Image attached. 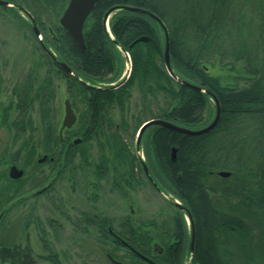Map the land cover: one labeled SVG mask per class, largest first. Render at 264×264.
I'll use <instances>...</instances> for the list:
<instances>
[{"label": "trees", "instance_id": "obj_1", "mask_svg": "<svg viewBox=\"0 0 264 264\" xmlns=\"http://www.w3.org/2000/svg\"><path fill=\"white\" fill-rule=\"evenodd\" d=\"M3 1H8L14 6L0 3L1 9L13 12L19 21L31 26L17 12L15 5L21 6L18 0ZM163 1L100 0L86 21L85 50L78 47L60 23L55 27V35L49 37L40 13L35 12L32 16L43 28V43L46 46H53L61 59L73 62L76 66V74L83 79L81 81L68 72L62 73L67 87H74L76 95L87 104V108L81 110L79 114L77 131L83 139L76 146V150L84 154L89 140L99 141L101 150L115 155L114 168L117 173H121V182L117 179L121 189L125 187L123 172H127L129 168L133 170L137 158L123 140L118 129L120 126L116 125L110 116V109L117 108L123 119L132 99L133 87L139 89L141 106L145 114L146 111L151 110L148 106L152 100L162 99L158 113H153L149 119H166L180 126L196 129L207 124L212 118L213 110L216 111L211 95L186 83L183 84L169 75L163 54L165 36L162 37L159 24L150 16L117 9L109 19L114 39L104 25V18L109 9L127 5L139 6L161 18L170 33L173 70L187 82L188 76L201 77L204 81L203 88L213 92L219 99L221 118L215 129L196 136L165 126L153 125L146 143L153 147L155 157L153 156L151 160L153 163L158 161L159 166L167 167L172 188L190 207L198 223L196 252L199 264H220V259L215 253L218 245L216 235L220 238V234L223 233L226 243L227 239L233 238L237 231L241 233L239 243L243 264H251L252 258L247 251L249 239L246 238L251 233L247 232L245 222L237 220L234 216L235 211L241 212L246 208L252 211L249 213L255 217L257 226L264 224V212H262L264 210V0H257L258 10L249 18L250 46H245L237 37L234 39L232 31L220 29L217 24L218 16L213 14L201 18L195 13H189L183 18L177 10H174L172 16L167 17L161 6ZM38 2H40L37 3L40 6L38 11L42 10L41 8L52 9L55 17L58 18L69 0ZM142 36H147L150 40L140 41L131 47V44ZM35 39L39 47L44 50L43 43L36 36ZM120 48L130 53L132 57L130 78L119 88L109 86L108 92L96 90L97 83L106 82L109 85L118 80L117 77L121 72ZM43 55L52 62L45 51ZM218 55L235 61L246 60L247 72L255 75L252 84L248 88L237 90L223 87L219 80L208 74L203 67L204 62ZM51 72L49 69L45 78L40 80H36L30 74L13 88L16 101L6 109L5 115L8 116L9 110L12 109L17 114L10 123L9 129L13 132L14 142L24 139L18 152L25 151L27 155H36L41 148L44 153H55L61 148L60 146L65 147L68 142L66 138L64 144L60 143L54 107L56 94ZM90 89L96 92H89ZM212 101L215 105L214 109L211 106ZM36 108L40 116L42 136L39 141L32 142L34 132L37 130L32 117ZM104 121L107 125L103 124ZM121 124V128L125 127L126 120L123 119ZM27 134L29 137L25 138ZM173 147L177 149L175 161L171 158ZM223 170L231 172V175L228 178H221L222 185L217 189L209 178ZM9 188L10 186L0 188V213L3 210L1 205L8 200L6 194L11 191ZM214 194L216 198L213 197ZM16 199L17 196L9 202ZM223 202L230 203L228 205H231V208L225 209L221 204ZM10 210L11 208L7 209L3 214L0 235L3 222ZM245 214L247 213H242ZM86 216L84 215L82 221L76 224L77 231L91 236L88 227H91L95 220L99 226L103 228L106 226L107 238L96 239L106 245L107 253L112 258L118 260L116 252L121 249V243L110 233V230L114 232L116 230L114 221L106 216L85 221ZM126 225L129 229L128 233L135 236L136 229L132 220L126 219ZM44 258L51 264H61L55 252L50 251ZM0 261L7 264H37L32 248L29 245L24 247L16 243L0 242ZM231 262L232 256L227 255L226 264H233ZM132 264H135L134 260Z\"/></svg>", "mask_w": 264, "mask_h": 264}, {"label": "rangeland", "instance_id": "obj_2", "mask_svg": "<svg viewBox=\"0 0 264 264\" xmlns=\"http://www.w3.org/2000/svg\"><path fill=\"white\" fill-rule=\"evenodd\" d=\"M39 0H18L22 7L27 9L32 15L36 13H40L41 20L46 26V32L50 36H54L55 27L59 24V20L62 16L58 18L55 17V13L52 9L40 8L38 2ZM165 1V0H164ZM169 2V6L178 5L180 1L178 0H166ZM190 7H197L199 4L205 2V0H186ZM69 3V2H68ZM178 3V4H177ZM68 5V4H67ZM66 5V7H67ZM206 4H204L205 6ZM259 2L257 0H234L233 4V14L230 15V22L227 24L224 29L230 30L233 32V38H238L245 46H250V15L255 14L256 10H258ZM263 7V5L261 6ZM17 12L20 16H22L29 25H25L23 22L19 21V19L15 16L13 12L4 10L0 8V113H3L2 110L6 108L8 105H11L15 102L14 97L12 95V89L17 83L23 82L28 75L32 74L36 80H40L45 78L48 74V70L51 69V75L54 79V88H55V101L54 107L56 109V121L58 125V130L60 128L62 119L64 117V101L68 95L67 93V84L64 79V76L57 67L48 60L47 57H44V50L39 47L38 42L35 39V35L33 32V24L30 17L21 11L19 8H16ZM65 10V9H64ZM172 12H174L171 9ZM64 12V11H63ZM233 20H235L233 22ZM224 21V20H223ZM233 22V23H232ZM223 24V23H222ZM38 25L40 29L41 35L39 39H44V33H42L41 25ZM223 29V30H224ZM235 31V33H234ZM159 32L164 37V33L161 28H159ZM232 38V39H233ZM46 46V44L44 43ZM50 49L56 57L60 58L59 53L54 49L53 46H46ZM120 67L121 72L117 77L118 80L116 83H119L126 76H128L130 69L132 68V57L130 53L126 54V52L120 50ZM207 67V73L210 74L213 78H217L219 83L223 87H229L233 89H245L248 88L252 84V80H254L255 75L253 73L247 72L248 62L244 59H237L236 61L232 58H223L221 56H214L210 61H206L203 63ZM181 72V71H180ZM182 73V72H181ZM88 81V80H87ZM91 82V81H88ZM100 85V83H97ZM132 91V99L128 106V110L124 114V120H126L125 127L122 126V115L121 112L112 107L110 109L111 118L115 121V124L120 126L118 129L123 137V140L128 144L129 149L135 155L143 157L144 151L142 148L145 143H147V139L151 133L147 131L143 135V141L141 143L142 148H137V136L139 132V127L142 125L143 120H148L152 117L153 113H158L159 106L162 104V99L152 100V103L148 106L151 110L144 112L143 106H141V98L138 87H133ZM79 108L77 112L80 114V109L83 108V105L78 104ZM211 106L213 109L215 105L213 101L211 102ZM8 113V122L13 119L17 114L15 110H9ZM215 111L213 110L212 118L214 119ZM34 125L36 127V132H34V138L32 142H37L42 136V129L40 123L39 112L36 110L32 113ZM8 122H4L3 119L0 120V188L3 189L6 186H10V192L6 194L7 199L13 200L19 197L30 196L32 192H35V176H41L47 173L49 165H45L44 167H40L37 162L32 161L30 158L27 164V159L25 158L26 152L19 151L23 144V138L14 142L12 140L13 132L9 129ZM121 124V125H120ZM78 127V124L76 125ZM29 137V134L26 135L25 138ZM103 140V139H102ZM101 141V140H100ZM31 142V143H32ZM95 147V149H94ZM101 151V146L99 141H93V151ZM2 155H6L4 160H2ZM11 155H21L16 157V162L19 167L25 169V177L19 182H13L9 176L8 171L9 167L12 163V159L10 161ZM25 159V160H24ZM36 160V159H35ZM95 161V159H92ZM84 161H76V167L85 168L87 165L81 164ZM220 175L210 176L209 180L211 184L217 189H220L222 185ZM172 188V186L170 185ZM105 191V198H103L101 203L95 204L86 200L87 195L89 194V189H82L75 194V198L73 201L69 199L71 202V209L74 208V213L71 212V215H75V219H78V216L83 212H88L89 210L93 213L102 214V216L109 217L114 221L116 230H120L121 221L131 218L132 221L136 222L139 220L140 216L131 214V207L138 211V209L143 208L139 202L140 197L138 194H134V192L127 189L125 186L122 191V197H117L116 194L110 193V186L107 185ZM170 195V194H169ZM168 197H171L169 196ZM71 197V196H70ZM69 197V198H70ZM20 199V198H19ZM68 199V197H66ZM14 200V201H16ZM155 198L151 197L150 202L151 205L147 206L149 208H156L158 204H155ZM13 201V202H14ZM4 202L1 205V213H4L7 209L11 210L7 213V216L3 222L2 233L0 235V242L3 244H25L27 242V237L29 236V242L34 250V255L37 259V264H51L50 261L45 259L47 256V252L42 250V245L40 242V232L37 228V223L42 224L45 231L48 233L49 239L53 240V237H59L60 245L58 250L66 251L65 260L63 264H114L109 259L107 255V249L105 250L100 246V243L95 238L94 234L91 236L88 234L80 233L76 231L72 233L65 222V229L63 231H59V233L52 230L49 221L58 219L59 223L63 224L64 220L60 218L59 214L55 213V208L52 207L51 202L47 197H30L27 202L21 204H14V206H8ZM11 203V202H10ZM6 205V206H5ZM228 205V204H225ZM74 206V207H73ZM67 209V208H66ZM254 221H256L254 217ZM256 224V223H255ZM257 232L254 234V245H264V224H258ZM226 248H232L230 244L225 245ZM251 246V245H250ZM69 248V249H68ZM252 258V261L257 262V264H264V253H260L258 251H248ZM234 251L228 250L226 252V256H232L236 258L235 260L238 262L239 256L236 255ZM117 257L125 262L124 251L119 249L116 252ZM259 258L256 259L255 257ZM43 257V258H40ZM262 258V259H261ZM188 259V257H187ZM240 264H243L242 258H240ZM254 262V263H255ZM262 262V263H261ZM232 263V262H231ZM253 263V262H251ZM0 264H7L2 263ZM256 264V263H255Z\"/></svg>", "mask_w": 264, "mask_h": 264}, {"label": "flooded vegetation", "instance_id": "obj_3", "mask_svg": "<svg viewBox=\"0 0 264 264\" xmlns=\"http://www.w3.org/2000/svg\"><path fill=\"white\" fill-rule=\"evenodd\" d=\"M178 1H180L179 4L177 3L178 5L174 6H169V2L166 0L163 1L161 6L167 17L170 18V16H172L173 12L171 11V9L173 11L177 10L180 17L183 18H185L189 13H195L197 17L201 18L204 15L213 14L215 16H218L217 24L219 25L220 29H224V27L229 24L230 15L233 14L234 10V0H205V6L203 3H201L199 4V6L197 5V7H190L186 0ZM159 28H161V26H159ZM184 32L185 34L187 33L186 30ZM57 59L59 62H63L69 65L74 73H76V66L73 62H67L66 60L60 59L58 57ZM52 62L58 70L62 71V73L67 72L58 63L54 62L53 60ZM203 67L207 71V67L205 65ZM72 76L75 77V75ZM80 80L82 81L83 79L80 78ZM188 82L193 85H198L202 88L204 87V81L201 77L188 76ZM96 87V90H100V92L109 91L108 83L106 82L100 83V85H96ZM66 88L68 95L64 101V116L65 102L67 100L70 101L72 108L77 116L76 123L71 128L64 129L63 139L61 140L60 130L64 117L62 119L58 134L60 136L61 144H64L66 138H68L66 146H60L61 148L55 153H44L43 150L39 148L36 155L26 154L25 158L27 159V164L29 162L28 158H30L32 161L37 162L40 167H44L46 164L49 165L47 173L41 176H35L36 178L34 182L37 190H35V192H32L30 196L23 195L22 197H19L20 199L18 198V200L14 202L11 201V203H5L8 206H14V204L18 205L27 202L30 197H47L51 202L52 207L55 208V213L59 214L60 218L64 220L63 224H60V220L58 219H52L49 221L51 229L56 230L55 234L56 232L59 233V231H63L65 229V222L68 227H70L69 230L72 233H75L77 231L76 224L82 221L84 215H87L85 221L91 220V218L105 217L102 216V214L93 213L90 210L88 212L81 213L78 216V219H75V215H71V212L74 213L75 210L74 208L71 209V205L69 206V204L71 203L69 199L73 201V199L75 198V194L78 193L81 188H87L90 190L89 194L86 197V200L95 204L101 203L103 198H105V187L107 185L110 186V193L116 194L117 197H119V195L120 197H122V189L121 187H119V183L117 182V179L121 182V173H117L116 168H114V166L116 165L115 155L106 150L98 151L97 149V151H93V141H95V139L89 140L86 143V151L84 154L76 150V146L80 144L83 139L82 136L78 135L76 127L80 120V115L77 112L79 108L78 104L83 105V108L80 110L86 109L87 104L85 102H82V98L76 95V90L74 87ZM96 90L90 89L88 91L96 92ZM14 100L16 101L15 97ZM9 106L10 105L2 110L3 113H0V120L3 119L4 122H8L9 120L8 116L5 115L6 109ZM15 117H13V119L8 122V125H10ZM212 120L213 119L208 121L207 124H209ZM103 124L107 125L105 121ZM207 124H204L200 128L196 129L204 128L205 126H207ZM150 130L151 128H148L146 132ZM78 138H80V141L76 142ZM142 139L143 137L141 138V143L143 141ZM141 143L139 146L137 143L138 149L142 148ZM152 148L153 147L151 145L145 143L142 148V151H144L143 157L137 156L132 152V154H134V156L137 158L134 164V168L133 170L132 168H129L127 172H123L125 175L123 184L127 187V189H130V191L134 192V194H138V196L140 197L139 202L144 205L143 208L138 209V211H135V209L131 207V214L134 215V217H136V215L140 216L139 220H136V222H134L135 220L132 221L136 229L135 236L128 233L129 229L126 225V220L121 221L120 230H115V232L113 230H110L111 235H115L121 243V249L124 251L125 262L120 259L116 260L112 258L110 254H108L107 252L106 253L111 261L112 259H114L122 264H132L133 260L135 264H199L196 252V233L198 223L195 221L194 215L184 199L175 192L174 188L170 187L171 182H169V173L167 171V167H164L163 165L159 166V164L157 163L158 161H155L153 163V161L151 160L153 156L155 157ZM5 156L6 155H2L1 159L4 160ZM15 156L19 157L21 155L10 156V161L12 157L13 161L9 167L8 176L12 181L22 180L25 177V169L17 165L18 163L16 162L17 159ZM45 156L46 159L40 162V160ZM78 159L79 161H84L81 164L87 165L88 167H85L83 169L80 167H76V161ZM92 159H95V161H93ZM12 166H17L19 169L23 170L24 174L21 178L12 179L10 177V170ZM128 183L132 185H129ZM168 195L171 197H168ZM66 197H68V199H66ZM151 197L155 198V204H158L154 209L147 207L151 205V203H153L150 202ZM213 197L216 198L215 194L213 195ZM221 204H223L225 209L231 208V205H225L227 204V202H223ZM233 204H235V202ZM186 209L188 210V212ZM249 212L252 211L246 208L241 212L235 211L236 215L234 217L239 221L245 222L248 230L247 232L251 233L250 235H248L249 237H246L247 239H249L247 241V251L252 250V252L258 251L260 253H264V245H254V234H256L257 232V228L255 227L258 226L255 224L256 221H254V216ZM262 212H264V210H262ZM242 213L247 214L242 215ZM130 219L131 218H129V220ZM42 224L40 225L37 223V228L40 232V242L42 245V250L47 252V255L50 253V251L55 252L59 257L61 264H63V261L65 260L64 256H66V251L60 252L58 250L60 245L59 237H56V234V236L53 237V240L49 239L48 233L45 231ZM106 229V226L104 228L99 226L96 220L91 227H88V231H90L91 234H94L95 238L100 237V239H102V237L105 239L107 238ZM193 232L195 234V239L193 244H191ZM220 235V238L217 235L215 237V239L217 238L216 244H218L215 253L220 259V264H226V252L228 253V250L232 252L234 251V253H237L236 255L241 258L242 254L239 243V235H241V233L237 231L233 238L230 237L231 239H227L226 243H224V234L222 233ZM228 244H230L232 248H226L225 245ZM22 245L24 247L29 245L33 250V247L29 242V236L27 237V242ZM100 246H102V248L105 250V244L100 243ZM240 258H238V262L235 260L236 258L232 259L233 264H240ZM255 258L258 259L259 257L256 256ZM254 262L255 261H252L251 259V264H257V262Z\"/></svg>", "mask_w": 264, "mask_h": 264}, {"label": "water", "instance_id": "obj_4", "mask_svg": "<svg viewBox=\"0 0 264 264\" xmlns=\"http://www.w3.org/2000/svg\"><path fill=\"white\" fill-rule=\"evenodd\" d=\"M99 1L100 0H70L65 11L63 12V14L59 20L60 25L71 36V38L75 41V43L78 45V47L81 50H85V48H86V42H85L86 21H87L88 17L90 16L91 12L93 11V9L95 8V6L97 5V3ZM0 3L7 5V6H11V7L14 6V4H11L8 1L0 0ZM15 6L17 8H19L21 11H23L24 13H26L30 17L32 24H33V28H32L33 32L37 37H40V35H41L40 29L38 28L37 22H36L35 18L32 16V14L27 9H25L24 7H22L20 5H15ZM120 8L124 9V10H130V11L135 12V13L139 12V13L146 14L148 16L150 15L151 18L154 19L159 24V26H161L163 33H165L164 34L165 35V41H164L165 48H164L163 54H164L165 65L167 67V71H168L169 75H171V77L176 79L177 81L182 82L183 84L186 83L187 85H190L192 88H195V89L202 91L204 93L205 92L208 93V95L212 96V98L215 102V105H216L215 118L209 124H207V126H205L204 128H201V129L195 130L192 128L183 127L177 123H173V122L168 121L166 119H164V120L163 119H153V120L145 121L143 123V125L140 127L139 132H138V136H137L138 146L141 143V138L143 137V134L146 132V129L152 127L153 125H159V126H163V127L165 126V127L170 128V129L177 130V131L182 132L184 134L187 133V134L193 135V136L206 134L207 132L215 129L217 126V123L219 122V120L221 118V116H220L221 115V105H220L219 99L210 90L204 89L198 85H193L184 79L182 80L175 73V71L173 70V67L171 65L172 54H171V50H170V47H171L170 33H168L166 24L161 20L160 17H158L155 13H153L149 10L147 11L141 7H134V6L127 5V6H119V8L109 9L106 12V16L104 18V25H106L107 20L112 15V13L115 12L117 9H120ZM149 40L150 39L147 36L139 37L138 40L134 41L131 44V47H133L135 44L139 43L140 41L148 42ZM42 45H43L45 52L49 55V57L52 58V60L54 62L58 63L61 67H63L71 75H75V77L79 78V76L76 73H74V71L72 70V68L69 65H67L66 63H63V62H59L57 57L55 56V54L50 49H48L44 45V43ZM130 72H131V70H130ZM130 72H129L128 76H126L123 80H121L120 83L117 84L115 87H120V85L125 84L128 81V79L130 78L129 77ZM113 86L114 85H112V87ZM76 121H77V116H76V114L72 108L70 101L67 100L65 102V116H64V120H63L61 130H60L61 140L63 139L64 129L71 128L76 123ZM79 141H80V138H78L76 140V142H79ZM171 150H172L171 158H172V160L175 161L177 149L175 147H173ZM44 159H46V156L44 158H42L40 160V162H42V160H44ZM23 174H24L23 170L19 169L17 166L11 167L10 177L12 179H19L23 176ZM218 175H220L224 178H228V177H230L231 172L220 171L218 173ZM187 212H188V210H187ZM3 214L4 213H2L0 215V228H1V220H2ZM194 239H195V234L193 232V238H192L191 244H193ZM112 261L115 264H122V263L117 262L114 259H112Z\"/></svg>", "mask_w": 264, "mask_h": 264}]
</instances>
